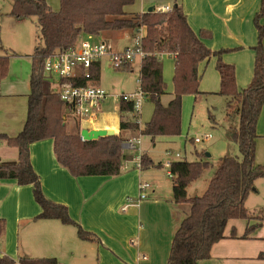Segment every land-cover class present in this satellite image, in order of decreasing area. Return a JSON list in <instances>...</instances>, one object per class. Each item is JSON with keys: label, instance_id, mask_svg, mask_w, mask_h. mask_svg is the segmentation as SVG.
<instances>
[{"label": "trees", "instance_id": "16d2710c", "mask_svg": "<svg viewBox=\"0 0 264 264\" xmlns=\"http://www.w3.org/2000/svg\"><path fill=\"white\" fill-rule=\"evenodd\" d=\"M10 15L17 19L35 17L43 43H37L31 54L30 93L28 110L22 130L14 135L1 133L8 145L16 147V161H0V181L13 178L20 185L30 184L36 202L41 207L37 218L59 219L64 224L74 225L81 239H95L92 232L84 229L70 215L62 202L50 199L43 190L41 178L31 162L30 145L38 140L53 139V149L60 165L74 176L120 174L131 156L124 151L126 137L115 133L94 140H84L80 129L67 130L64 116L70 113L69 106L53 90V79L44 74L45 58L59 50L69 48L84 35L98 36L106 31H128L134 33L143 28L142 48L148 53L140 64L139 87L153 105V113L145 122L142 134L173 137L181 133L182 98L185 93L198 94L201 74L199 65L212 55L217 57L216 68L220 74L218 94L226 98V117L237 115L239 124L228 128L229 136L239 148V155L225 154L208 181L201 195L189 196L188 187L211 166L207 159L171 162L173 201L189 204L188 213L175 230L166 264H200L208 259L212 246L226 237L225 229L229 220L244 218L253 220L248 224L243 237H248L264 221V207L250 210L246 199L255 182L264 177V163L256 160V145L259 133L258 120L264 107V26L260 18L264 16V0L255 15L258 42L254 46L256 55L251 82L239 88L236 82V68L223 61L227 51L211 50L205 39L211 32L205 29L199 33L188 23L183 7L175 3L169 11H133L136 0H60V7L54 9L48 0H11ZM174 57V89L165 104L162 97L167 94L160 55ZM9 53L0 56V78L8 74ZM133 64L125 69H132ZM76 85L97 83L100 79V62L91 67L90 80L80 70ZM132 103L122 101L120 131L136 132L138 124L131 114ZM210 119L214 121L212 115ZM146 153L141 155V168L153 165ZM3 220L0 219V233ZM232 236L236 234L232 232ZM22 264H64L55 257L25 258ZM12 259L0 256V264L11 263Z\"/></svg>", "mask_w": 264, "mask_h": 264}, {"label": "crops", "instance_id": "0c3cea01", "mask_svg": "<svg viewBox=\"0 0 264 264\" xmlns=\"http://www.w3.org/2000/svg\"><path fill=\"white\" fill-rule=\"evenodd\" d=\"M175 3L183 7L194 31L199 33L205 29L211 32V36L204 40L211 50H227L222 54L223 61L235 65L237 85L240 89L246 87L254 73V46L258 42L254 20L262 0H136L130 9L141 12L150 7L173 6ZM260 23L264 26V16ZM1 27L0 24V31ZM99 36L101 41H112L115 50H122L133 42V33L125 30L106 31ZM88 37L93 36L84 35L82 38ZM36 44L37 41L34 48ZM5 50L10 57L8 74L0 82V134L14 136L22 130L27 117L33 51L26 54L15 50L10 52L0 45V56ZM25 56L28 57L26 60L23 59ZM216 61L217 57L212 55L199 65V85L205 93L216 94L220 89ZM170 98L164 99L163 96V103L166 104ZM78 128L80 131L87 128L121 132L113 125H78ZM257 131L260 132L257 142L264 141V107ZM124 134L126 141L136 136L130 130ZM30 153L44 193L50 199L66 204L71 217L92 232L95 239H81L76 226L64 224L59 219L37 218L41 207L34 198L32 186L4 178L0 181V219L3 220L0 256L12 259L8 264H22L21 259L39 257H55L64 264L167 263L173 234L186 212V203L173 201L172 180L161 181L155 175L151 176L149 171L130 166L128 161L118 175L74 176L58 163L51 138L33 142ZM17 158L16 147L7 142L0 145V161H16ZM263 178L256 180V189L246 199L250 210L264 207V197L259 198L260 180ZM144 181L150 183L146 189V192L149 189L148 194L144 199H138L139 185ZM256 193L259 196H254ZM250 223L253 220H229L226 237L212 246L210 257L200 264H264V221L248 237H243Z\"/></svg>", "mask_w": 264, "mask_h": 264}, {"label": "rangeland", "instance_id": "374dc122", "mask_svg": "<svg viewBox=\"0 0 264 264\" xmlns=\"http://www.w3.org/2000/svg\"><path fill=\"white\" fill-rule=\"evenodd\" d=\"M53 8L60 7V0H48ZM12 7L11 0H0V24L2 25L0 31V45L9 49L10 52L26 54L33 51L35 41L43 43L42 38L37 37L40 35L38 27L36 26V19L32 17L22 21H17L14 16L9 12ZM89 38V37H88ZM89 39L101 41L102 38L98 36L90 37ZM108 44L112 45V41L107 40ZM24 57L23 59H27ZM160 59L163 64V76L167 86V94L164 99L171 97L170 93L174 89V61L171 55L162 54ZM140 60L133 62L132 69H117L114 67L113 62L109 56H104L100 60V79L98 84L105 89L108 93H121L132 92L139 88L140 77ZM55 82L56 77H53ZM56 84H53L55 91ZM198 94L185 93L182 98V128L179 135L173 137L156 136L152 139L151 136L141 134V150L150 156L154 162L143 171H149L151 176H156L159 180H171L168 175L169 166L167 162L171 157L167 155L166 150H172L175 153H180V159L188 161H196L207 159L210 161L211 166L201 175L200 178L193 181L188 187L189 196L201 195L208 186V181L214 174L221 157L225 154L239 155L238 145L231 140L227 129L232 126L236 127L239 124L237 115L226 117V98L220 94L205 93L199 85ZM119 103L114 102L112 99H107L102 103L101 111L96 115L94 122L90 123L87 120L79 121L74 115L66 112L64 116L65 124L69 132L78 131V125L81 127H91L92 125H113L119 128L120 113L118 110ZM153 104L151 101L145 100L143 102L142 114L139 120L141 125L150 119ZM128 115H130L128 113ZM123 113L124 116H128ZM213 116L214 121L210 119ZM262 121V120H261ZM123 136L127 137L124 133L126 130L121 131ZM260 134V132H258ZM139 135V131L134 132ZM211 134L210 139H203L205 135ZM200 137L203 139L201 142L196 143L195 138ZM264 141L257 142L256 145V160L257 162L264 163ZM131 156L128 160L130 166L136 165V156L140 151L135 149L123 148ZM209 154V155H208ZM148 178V177H147ZM146 178V179H147ZM149 179V178H148ZM171 182V181H170ZM260 196L264 197V178L260 180ZM149 190V189H148ZM147 190V192H148ZM146 192V194H148ZM186 205V212L189 211V204ZM183 216V217H184Z\"/></svg>", "mask_w": 264, "mask_h": 264}, {"label": "built area", "instance_id": "2783aa9c", "mask_svg": "<svg viewBox=\"0 0 264 264\" xmlns=\"http://www.w3.org/2000/svg\"><path fill=\"white\" fill-rule=\"evenodd\" d=\"M172 5L158 6V11H169ZM144 29L140 28L133 33L132 44L126 46L122 50H115L113 46L105 41L93 42L90 39L81 38L69 48L56 51L48 55L44 60L43 70L44 74L49 78L56 77L55 91L59 94L60 99L66 103L70 108V113L74 115L80 122L84 120L94 121L98 112L101 111L102 103L107 99H112L119 104L122 101L131 102L133 107L131 115L138 124L139 135L126 141L123 146L140 151L136 156V167L141 168V134L144 125H141L139 118L142 114L143 102L146 100L145 94L139 87L133 92L108 93L98 83L76 85L73 78H77L78 72L81 70L85 78H91V67L94 62L99 61L104 56H109L117 69H125L128 65L133 64L135 60H140L148 54L142 48V38ZM141 64V63H140ZM1 82V78H0ZM2 93L0 86V95ZM211 134H207L203 139H210ZM203 139L195 138V142L199 143ZM6 142L4 138L0 137V145ZM167 155L171 160L167 162L169 166L168 175L171 178L170 171L171 162L181 158L180 153H175L172 150H166ZM126 167V164H125ZM150 187V183L144 181L139 185L138 199L146 197V189Z\"/></svg>", "mask_w": 264, "mask_h": 264}, {"label": "water", "instance_id": "95a60500", "mask_svg": "<svg viewBox=\"0 0 264 264\" xmlns=\"http://www.w3.org/2000/svg\"><path fill=\"white\" fill-rule=\"evenodd\" d=\"M149 10H152V7L149 8ZM81 137L84 140H94L98 139L103 136H109L115 134V131L113 129H87L83 128L80 131ZM209 155V154H208Z\"/></svg>", "mask_w": 264, "mask_h": 264}]
</instances>
